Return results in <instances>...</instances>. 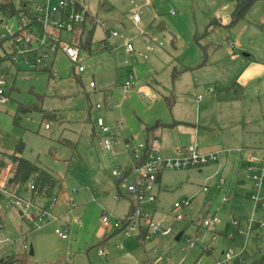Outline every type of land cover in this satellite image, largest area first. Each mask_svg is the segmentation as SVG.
I'll use <instances>...</instances> for the list:
<instances>
[{
  "label": "rangeland",
  "instance_id": "obj_1",
  "mask_svg": "<svg viewBox=\"0 0 264 264\" xmlns=\"http://www.w3.org/2000/svg\"><path fill=\"white\" fill-rule=\"evenodd\" d=\"M14 1L26 8L22 0ZM80 2L92 14L100 15L108 31L123 34L134 50L129 51L120 36H111L99 26L93 29L86 22L93 34L91 47H80L85 71L75 73L74 63L60 51L47 59L57 71L51 75L29 65V54L19 55V51H27L22 44L12 43L20 28L19 17L0 11V21L4 22L0 33L5 36L0 47V72L6 75L5 83L0 84L4 97L0 101V183L15 169L14 153L20 142V155L49 171L56 180L48 194L33 196L34 203L46 210L49 202L53 203L51 214L42 222L30 219H38L37 209H27L22 217L6 196L0 197V257L14 253L19 260L13 264H216L219 241L210 253L203 249L205 232L193 248L187 243L202 221L204 187L215 190L223 178L209 180L205 170H163L154 218L168 229L167 233L141 241L138 228L132 225L115 228L103 223L105 214L126 219L132 199L115 197L118 184L125 193L126 183L113 176L112 169L128 162V156L121 144L115 156L102 148L104 135L98 119L103 118L111 130L115 119H123L122 133L134 138V143L144 141L147 124L161 121L165 125L153 154L166 158L176 157L185 146L202 147L195 129L193 133L179 132L180 127L194 128L196 118L230 124L233 117L245 112L256 121L254 126H260L258 134L264 137V0L255 1L237 21L236 0ZM136 11L140 13L137 24L133 20ZM214 18L217 25L210 24ZM62 37L72 41L71 33L63 32ZM106 37L113 51L100 47L99 42ZM237 38L247 43V50ZM232 43L236 46L233 50L229 48ZM205 50L206 64L202 65ZM6 53L17 54V60H2ZM250 64L261 69L254 81L243 84L242 72ZM127 81L131 88L122 96L121 86ZM210 88L212 95L206 93ZM198 95L204 98L197 104ZM106 96L110 97L108 102L104 101ZM99 103L101 109L96 107ZM21 104L30 108L19 110ZM221 126L212 125L214 139L228 136V130ZM217 193L209 204V216L222 199L220 189ZM19 195L31 196L24 193V186ZM184 199L191 201L188 206H174ZM255 211L264 212L260 205H255ZM57 227L67 229L68 237H60L55 232ZM225 243V251L232 248ZM250 254L255 257L253 251ZM246 258L250 260V255Z\"/></svg>",
  "mask_w": 264,
  "mask_h": 264
},
{
  "label": "built area",
  "instance_id": "obj_2",
  "mask_svg": "<svg viewBox=\"0 0 264 264\" xmlns=\"http://www.w3.org/2000/svg\"><path fill=\"white\" fill-rule=\"evenodd\" d=\"M23 5L26 7L22 15L19 17L20 28L14 34L12 43L15 45L22 44L27 51H19V55L26 57V55L37 51V54L28 60V64L31 66L36 65V68H41L44 62L50 54L56 55L58 52L65 53L68 58L74 63L75 73H81L85 71L83 60L80 58V46L75 42L65 41L61 35L62 32L75 33L77 32V26L85 22H89L92 27L99 26L106 32H109L111 36H121L116 31H108L106 29V22L102 20L99 14H92L86 9V7L80 2V0H24ZM32 6V8L30 7ZM80 5L82 9L76 10V6ZM135 23L140 21V13L136 11L133 15ZM4 24V22H3ZM38 29H34L35 27ZM89 29H85L84 37H89ZM5 39L4 34L0 33V40ZM149 40V38L147 37ZM106 41V42H105ZM101 43L102 46L109 47V37ZM16 46V47H17ZM126 46L129 51H133V45L130 41H126ZM44 48V49H43ZM11 61L17 60V54L11 55ZM49 63V62H48ZM35 67V66H34ZM52 74L56 75L57 71L53 68V64L50 65ZM6 81V75L0 72V84H4ZM92 87L95 86L93 81L90 82ZM131 88V83L127 81L121 87L122 96L127 94ZM209 93L213 92V89L208 90ZM203 95L197 97V101H200ZM4 99L3 91L0 89V101ZM109 96L104 98L105 102H108ZM116 103L113 102L112 108L114 109ZM98 109L102 108V104H97ZM114 113V112H113ZM98 125L103 132V139L101 146L106 152H110L112 155H117L116 147L120 144L123 147V152L128 156V162L117 165L112 169L113 176H119L121 182H125V195L132 199V207L129 216L122 220L105 214L102 217V221L106 226H113L115 228L124 227L125 221H128V225H132L133 228H138L139 239L145 241L157 236L160 233H167L168 229L155 220L156 215V203H157V182L158 174L165 168L182 169L187 167H197L205 165L218 158L219 151L201 152L196 146L182 147L178 150V155L173 158H166L160 154L154 155L153 150L150 154L147 152V145L145 141L140 143H134V138H126L122 129L124 128L123 119H115V128L113 130L106 124L103 118L98 119ZM49 125H46L48 128ZM264 152V150H263ZM255 159L250 157V160ZM260 163L259 171L253 172L250 176L254 181V191L251 195L255 205H260L264 210V154L258 158ZM250 170H253L249 166ZM4 180L0 183V189L4 196H6L10 203L19 210L21 216H24L26 210L29 208L37 209L38 219L31 216L30 219L35 222L43 221V217L51 214L53 203L48 204L49 210L42 208L34 203V200L25 198L23 195H19L22 189V184L16 183L10 184V179ZM30 189L35 186L33 183L29 184ZM206 190V188H205ZM75 192V189L71 190ZM124 192V191H123ZM118 198V194H115ZM227 198L224 197L223 200ZM189 199H184L181 202H176L174 206L179 208L181 206H188L190 204ZM260 203V204H259ZM180 218V217H179ZM36 221V222H37ZM144 222V223H142ZM234 224H238L236 220ZM219 224V217L212 215L205 218L202 222L204 228L216 229ZM264 226V222L262 223ZM3 228V224L0 223V229ZM147 228L148 232L145 236L142 235L144 229ZM55 232L62 238H67V229L57 227ZM202 234L197 230L193 235H189L187 243L190 247H194L197 243L201 242ZM213 241L215 234L213 235ZM264 255V247L260 252ZM100 254H105L100 251ZM236 252L233 248L223 252V257L216 261V264H236Z\"/></svg>",
  "mask_w": 264,
  "mask_h": 264
},
{
  "label": "crops",
  "instance_id": "obj_3",
  "mask_svg": "<svg viewBox=\"0 0 264 264\" xmlns=\"http://www.w3.org/2000/svg\"><path fill=\"white\" fill-rule=\"evenodd\" d=\"M261 22V24H264V19ZM92 28L94 29V26ZM93 29H91L92 32ZM143 33L145 32L143 31ZM147 37L149 38V40L147 39ZM121 38L124 39L123 43L126 45V41L129 40L125 37ZM88 39H92V36L89 35ZM146 40L150 41L151 39L149 36H146ZM237 40L238 43H241L240 46L243 49H248V46H246V42L239 38H237ZM102 42L103 40L99 42L101 48H109L102 46ZM90 47L91 42L85 48L89 49ZM113 48L114 47H111L109 49L113 51ZM229 48L231 50L235 49V43H232ZM245 56H250V54H245ZM206 58L207 54L205 55L204 53L202 61L204 63L201 62L202 65L206 64ZM260 69V67H254L251 66V64L248 65L242 72V76H244V78L243 80L240 79V81L243 84L251 83L258 76V72L260 71ZM253 76L255 77L253 78ZM244 88L245 87L243 86V89ZM208 90L206 91V93H208L209 95H212L214 93H209ZM197 97L195 99V102L197 104L201 103V100L203 98L200 101H197ZM252 98L253 97L251 96L247 97V99ZM158 122L159 121H157L156 123ZM195 122L196 123L194 128L180 127L179 132L193 133V129H195V132L199 133L200 142L202 143V147H198L199 150L203 152L219 151L218 158L216 160L211 161L203 166L196 167L198 168V172H202L203 170H205L209 175L207 177V179L209 180L211 178H214L215 176H221L224 178H221L220 181H217L216 186L213 187V189L215 190H205V187L207 186L204 187L206 197L204 196L205 202L201 207V212L203 211V207H205V205H207L208 207L205 210L211 211L209 204L214 196L218 195L217 191L219 189L222 195V199H220V204L215 210L216 212L212 214L217 215L220 218L219 224L217 225L216 229L212 230L210 228H204L203 226H198L197 228V230L201 234H204L205 232L206 235L207 243H205L203 249L206 252L210 253L209 250H215L214 246H216L217 243L219 244L220 242V249L217 250L215 254L216 262L223 257V252H225L224 248L226 247L224 243L226 242L225 244L228 243L229 246H232V248L235 249L234 251L237 254L236 264H264V255L260 253L262 251V248L264 247V233L262 231V229H264V226L262 225V223L264 222V212H254L255 203L250 196V193L254 190V181L250 175L253 172L259 171L260 163L258 161V158L264 154V137H261L258 134L261 132L260 126H254V123L256 121L252 119V116H246L245 112H243L239 118L233 117L232 120H230V124H224L221 122H207L197 118ZM212 125H222L220 128H225V131L228 130V136L224 139H222L221 137L214 139L215 137L211 132ZM147 126L149 125L147 124ZM201 128H203V130H201ZM234 128H237L236 131L234 130ZM160 129L161 128L157 130V135L154 138L153 151H155V141L159 140L161 132ZM251 156L255 159L250 160ZM249 166H251L253 170H250ZM12 174L13 171L8 172L3 180L12 177ZM162 175L163 171L157 182L156 192L161 190L162 188ZM70 192H72L71 189ZM224 197H226L227 199L223 200ZM157 209L158 204L156 203V213ZM234 220H236L238 224H234ZM214 234L215 239L213 241L212 238ZM245 235H247V237L244 239ZM250 251H253L255 257L250 254ZM246 255H250V260L246 258ZM132 262L134 263V260H132Z\"/></svg>",
  "mask_w": 264,
  "mask_h": 264
},
{
  "label": "trees",
  "instance_id": "obj_4",
  "mask_svg": "<svg viewBox=\"0 0 264 264\" xmlns=\"http://www.w3.org/2000/svg\"><path fill=\"white\" fill-rule=\"evenodd\" d=\"M255 1L258 0H236V6H235V11H234V20L237 21L238 19L244 17L247 13V11L249 10V8L253 5V3ZM24 0L21 1V3L23 4ZM82 9V7L80 5L76 6V10L80 11ZM0 11H2L5 15L9 16V17H20L22 15L23 12H26L23 8L19 7L18 5H16L14 0H0ZM210 24H214L217 25L218 24V20L216 18H214ZM3 22L0 21V29L3 26ZM87 28L86 22L78 25L77 26V32L75 33H71L72 34V41L77 43L81 48H85L87 45L90 44L91 39L85 38L84 32L85 29ZM63 33V32H62ZM61 33V35H62ZM89 34L90 36H92L93 32L92 30H89ZM3 40H0V47L3 44ZM71 41V42H72ZM205 55L207 54V50L204 51ZM37 54V51H34L32 53H30V57H34ZM11 55L10 53H6L3 57L2 60H12L11 59ZM51 63L48 62H44L41 65V68H39L40 70L43 71H48L51 75H52V71L50 68ZM35 68L37 67L36 65H34ZM30 107H27L24 104H21L19 106V110H27ZM56 116V115H54ZM165 125L164 123H162L161 121H159L158 123L154 124V125H150L147 126L145 129V143L147 145V152L148 154H150L153 150V142H154V138L157 135V130L159 128H161V126ZM168 125V124H167ZM23 149V142H20L19 144H17L16 146V150L14 153V159H15V169L13 171V175L12 178L10 179V184L14 185L16 183H20L22 184V186H24V193H30L31 196L29 197L30 199H34V195L37 194H48L50 188L55 185V178L52 174H50L49 171L47 170H43L40 169V167L35 164L33 161L24 158L20 155V152ZM162 172H160L158 174V180L159 177L161 176ZM28 183V185L26 186V184ZM29 183H33L34 184V188L30 189L29 187ZM117 194L118 196H124V192L119 189V184L117 186ZM3 196V193L0 189V197ZM207 207V205H205V207H203V211L201 212L202 215V221L200 222V226L202 225V222L205 218L209 217L208 214L210 213V210H205ZM128 221H125L124 223V227L128 226ZM148 232V229L145 228L144 231L142 232V235L145 236L146 233ZM1 251V250H0ZM19 260V257L17 255H15L14 253L10 254V255H3L0 257V264H13L16 261ZM260 263V262H258Z\"/></svg>",
  "mask_w": 264,
  "mask_h": 264
},
{
  "label": "water",
  "instance_id": "obj_5",
  "mask_svg": "<svg viewBox=\"0 0 264 264\" xmlns=\"http://www.w3.org/2000/svg\"><path fill=\"white\" fill-rule=\"evenodd\" d=\"M180 237H181V233L177 235V239H180ZM30 253H31V254H33V253H34V251H33V248H32V247H31V251H30Z\"/></svg>",
  "mask_w": 264,
  "mask_h": 264
}]
</instances>
